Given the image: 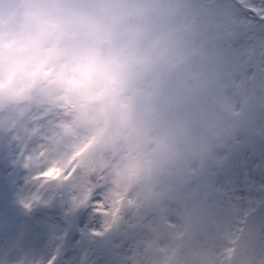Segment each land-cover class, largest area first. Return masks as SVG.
<instances>
[{
    "label": "clouds",
    "instance_id": "clouds-1",
    "mask_svg": "<svg viewBox=\"0 0 264 264\" xmlns=\"http://www.w3.org/2000/svg\"><path fill=\"white\" fill-rule=\"evenodd\" d=\"M248 13L264 0H0V137L35 203L87 213L86 264H264V224L206 175L264 139Z\"/></svg>",
    "mask_w": 264,
    "mask_h": 264
},
{
    "label": "rangeland",
    "instance_id": "rangeland-1",
    "mask_svg": "<svg viewBox=\"0 0 264 264\" xmlns=\"http://www.w3.org/2000/svg\"><path fill=\"white\" fill-rule=\"evenodd\" d=\"M254 3L260 4L261 0ZM248 15H251L256 21L254 31L264 32V20H260L253 13H248ZM240 48L241 44L238 43L235 51L239 53ZM239 142H241L238 144L239 146L234 147L236 154L231 157L233 160L230 158L227 167L220 171L213 169L206 175L215 178L219 192L222 190L229 194V190H226L229 185L226 182V176L233 170L232 172H235L236 176L237 195L235 199L239 200L244 209L249 210L259 203L264 194V139L242 138L237 143ZM12 167L5 175L9 182V188L5 189L0 185V199L3 202V206L0 207V264H45L52 249L60 243L63 228L69 222L76 223L77 219L64 218L58 207L52 208L35 203L36 199L32 198L38 194L34 185V191H30L26 196L22 197L18 194L16 196L15 193L14 195L12 193L13 182L10 178L13 172ZM231 199H233L232 196ZM25 201L33 202L31 210L24 208L23 202ZM87 218L88 216H85L81 220H77L73 241L63 254L59 264H86L82 255L85 244L79 235L84 232V227L90 224ZM47 237L48 239H46ZM41 238H43V242H40ZM42 243V255L40 257L29 255L28 257V254Z\"/></svg>",
    "mask_w": 264,
    "mask_h": 264
},
{
    "label": "bare ground",
    "instance_id": "bare-ground-1",
    "mask_svg": "<svg viewBox=\"0 0 264 264\" xmlns=\"http://www.w3.org/2000/svg\"><path fill=\"white\" fill-rule=\"evenodd\" d=\"M254 2H256L257 0H253ZM10 148L12 149V152L15 155V157H18V159L20 160V164H19V170H20V174L23 173V165H22V156H23V152L21 150V147L18 146L15 142H10ZM233 160V158L231 159ZM244 163V162H243ZM242 163V164H243ZM233 171V170H232ZM226 176V182L227 184H229L227 187H226V190L228 191L229 190V194L226 193V192H223L222 190H220V192L218 191V195L220 198L223 199V195H224V199L227 198V199H231V196L233 197V199H235L236 197V188H235V182H236V176H235V172H232ZM18 172V168H16L13 172V176L16 175ZM32 190V184L30 182V177H29V174H28V171L25 172L24 176H23V179L21 181V183H19L18 186H15V191H16V196L17 194L24 197L26 196L30 191ZM231 195V196H230ZM226 199V200H227ZM3 206V202H2V199H0V207ZM81 215H84V217L86 216L87 217V213L86 212H80L78 216H76V218H79V216ZM87 221L90 223L88 224V226L86 225V227H84L83 230H85L86 228H89L92 226V222L89 220V218H87ZM80 238H82V234L79 235ZM48 239V237L46 238ZM40 242H43V238H41ZM80 245V244H79ZM81 246V245H80ZM43 253V243L42 244H39L38 246H36L31 252L30 254H28V257L29 255L32 256V257H40Z\"/></svg>",
    "mask_w": 264,
    "mask_h": 264
},
{
    "label": "water",
    "instance_id": "water-1",
    "mask_svg": "<svg viewBox=\"0 0 264 264\" xmlns=\"http://www.w3.org/2000/svg\"><path fill=\"white\" fill-rule=\"evenodd\" d=\"M249 225H261L264 224V204L247 222Z\"/></svg>",
    "mask_w": 264,
    "mask_h": 264
},
{
    "label": "snow or ice",
    "instance_id": "snow-or-ice-1",
    "mask_svg": "<svg viewBox=\"0 0 264 264\" xmlns=\"http://www.w3.org/2000/svg\"><path fill=\"white\" fill-rule=\"evenodd\" d=\"M38 198H39L38 195H35V196H33L32 199H38ZM23 205H24L26 208L31 206V204L29 203V201H25V202H23Z\"/></svg>",
    "mask_w": 264,
    "mask_h": 264
}]
</instances>
